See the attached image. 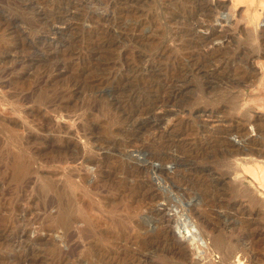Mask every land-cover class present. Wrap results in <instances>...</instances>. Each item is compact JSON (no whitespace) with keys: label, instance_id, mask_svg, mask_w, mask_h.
I'll list each match as a JSON object with an SVG mask.
<instances>
[{"label":"rangeland","instance_id":"1","mask_svg":"<svg viewBox=\"0 0 264 264\" xmlns=\"http://www.w3.org/2000/svg\"><path fill=\"white\" fill-rule=\"evenodd\" d=\"M0 264H264V0H0Z\"/></svg>","mask_w":264,"mask_h":264},{"label":"bare ground","instance_id":"2","mask_svg":"<svg viewBox=\"0 0 264 264\" xmlns=\"http://www.w3.org/2000/svg\"><path fill=\"white\" fill-rule=\"evenodd\" d=\"M192 2H193V1H192ZM205 3H207V2H205ZM41 6H42V5H41ZM200 12H201V11H200ZM189 41H190V40H189ZM208 46H209V45H208ZM207 48H208V47H207ZM222 57H223V56H222ZM214 65H215V64H214ZM184 66H185V65H184ZM193 66H194V65H193ZM184 68H185V67H184ZM216 71H217V70H216ZM220 75H221V74H220ZM242 77H244V76H242ZM242 77H241V78H242ZM246 81H247V80H246ZM240 82H242V81H240ZM240 82H239V83H240ZM183 83H184V82H183ZM236 83H237V82H236ZM129 89H130V88H129ZM168 89H170V88H168ZM168 89H167V90H168ZM174 89H175V88H174ZM154 91H155V90H154ZM176 93H177V92H176ZM152 97H153V96H152ZM158 98H159V97H158ZM167 98H168V96H167ZM159 99H166V98H159ZM159 101H161V100H159ZM174 101H175V100H174ZM165 103H166V102H165ZM139 105H140V104H139ZM161 106H162V105H161ZM161 106H159V107H161ZM166 106H169V104L166 105ZM155 107H156V106H155ZM159 107H158V108H159ZM152 109H153V108H152ZM164 109H165V108H164ZM174 110H175V109H174ZM198 110H199V109H198ZM204 110H205V109H203L202 111H204ZM164 111H165V110H164ZM204 112H205V111H204ZM146 113H147V112H146ZM170 113H171V114H170ZM134 114H135V113H134ZM141 114H142V113H141ZM131 115H132V114H131ZM162 115H163V114H162ZM170 115H172V112H169V111H168V112L166 113V116H170ZM135 116H136V115H135ZM130 118H131V117H130ZM145 118H146V117H145ZM150 118H151V117H150ZM159 118H160V116H159ZM161 118H163V117H161ZM166 118H167V117H166ZM141 119H142V118H141ZM138 120H139V119H138ZM142 120H143V119H142ZM142 120H141V121H142ZM146 120H147V119H146ZM149 120H150V119H149ZM160 121H161V119H160ZM143 122H144V121H143ZM137 127H139V126H137ZM237 128H240V127H237ZM232 129H233V128H232ZM234 129H235V128H234ZM234 129H233V130H234ZM240 129H243V128H240ZM236 130H237V129H236ZM238 131H239V129H238ZM230 132H232V131H231V128L228 130V133H230ZM233 132H234V131H233ZM233 132H232V134H233ZM238 145H239V143H238ZM233 148H234V147H233ZM235 149H240V147H239V146H238V147L235 146ZM241 149H242V148H241ZM228 150H229V149H228ZM156 153H157V151H156ZM158 154H159V153H158ZM165 154H166V153H165ZM84 156H85V155H84ZM84 156H83V157H84ZM154 156H157V154H154ZM150 157H152V155H151ZM152 158H153V157H152ZM165 158H166V157H165ZM172 161H173V160H172ZM164 162H165V161H164ZM136 171H137V170H136ZM255 178H256V177H255ZM261 186H262V185H261ZM153 242H154V241H153ZM155 243H156V242H155Z\"/></svg>","mask_w":264,"mask_h":264}]
</instances>
